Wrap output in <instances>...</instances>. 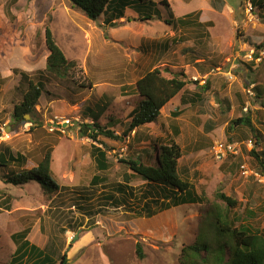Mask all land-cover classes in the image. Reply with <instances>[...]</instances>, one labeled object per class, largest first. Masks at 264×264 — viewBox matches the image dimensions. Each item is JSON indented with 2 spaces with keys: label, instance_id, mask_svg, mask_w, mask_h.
<instances>
[{
  "label": "rangeland",
  "instance_id": "1",
  "mask_svg": "<svg viewBox=\"0 0 264 264\" xmlns=\"http://www.w3.org/2000/svg\"><path fill=\"white\" fill-rule=\"evenodd\" d=\"M152 1L148 12L135 4L110 26L101 16L89 19L70 0H0V153L18 157L8 167L20 171L36 166L51 149L50 173L58 184L50 194L34 182L8 184V167H0V201L11 197L8 209L0 207V264L15 250L11 235L25 228L30 242L52 251L55 264L63 254L67 264H214L217 246L225 260L232 244L215 230L216 208L227 211L234 227L264 231V0ZM194 12L199 16L191 14L192 20L210 24L166 22L169 13L175 19ZM146 13L152 18L144 19ZM46 25L75 61L66 78L45 70ZM153 67L166 77L182 71L188 80L184 96L193 105L180 102L181 90L154 122L125 133L140 99L133 84ZM21 73L43 83L32 119L25 114L24 122L12 118L26 90ZM246 115L251 126L228 129ZM92 121L119 138L88 137L80 128ZM170 140L182 150L181 178L204 202L136 217L131 207L138 196L145 199L141 193L149 184L119 159L143 156L144 147ZM218 141L240 146L217 160ZM93 145L106 151L108 169H96ZM251 149L262 153L258 159ZM95 174L98 182H90ZM127 185L136 198L121 189ZM219 190L237 205L227 209L216 197ZM196 241L206 248L192 256L187 248Z\"/></svg>",
  "mask_w": 264,
  "mask_h": 264
},
{
  "label": "trees",
  "instance_id": "2",
  "mask_svg": "<svg viewBox=\"0 0 264 264\" xmlns=\"http://www.w3.org/2000/svg\"><path fill=\"white\" fill-rule=\"evenodd\" d=\"M72 5L80 9L89 19L96 20L100 16L103 18L104 25L114 26L116 21L125 16V12L129 7H134L135 4L140 5L142 9L152 7L155 3L152 0H70ZM165 2V1H164ZM258 4H261L258 2ZM140 9V8H137ZM157 13V11L155 10ZM191 14L199 16V12L186 14L184 17H175L169 13L168 24H176L178 26L195 25L202 28L204 25H209L210 22L201 23L197 20H192ZM144 19H150L152 16L149 13L144 14ZM116 20V21H115ZM119 21H117L118 23ZM44 43L48 50L45 60V70L57 77L66 78L69 70L75 67V61L69 60L64 54L61 47L54 39L53 33L49 26L44 27ZM21 80L26 84V90L23 92L21 101L13 108L12 118L18 122H24V115L28 114L32 119L34 107L38 102L43 89L41 81L33 82L25 73H21ZM188 80L182 71L180 73L171 74L166 77L162 74L159 67H153L146 70L133 84L136 93L139 95V101L131 112V120L127 123L126 132L132 131L134 128L154 122L160 115L161 109L165 104L176 96ZM184 91L180 96V102H189L193 105V99L186 98ZM261 94V89L257 90ZM198 93H193L197 96ZM256 95L258 93L256 92ZM196 97V98H197ZM171 114L176 115L173 111ZM232 124L228 129L238 125L251 126L249 116H240L232 120ZM81 131L85 135L96 140L97 135H102L108 138H119L113 131L105 129L96 121L91 123H82ZM260 137V136H259ZM258 135L255 136V143L259 140ZM232 142V141H230ZM155 154V159L151 155ZM143 156L120 158L119 161L125 164L133 174L143 178L149 185V189H145L143 194L144 200L131 192V188L127 186L126 192L131 193L138 201L131 207V211L136 217H151L157 212L167 210L171 207L180 204H194L204 202V197L197 194L194 186L187 180L181 178L178 170V162L182 156L180 145L175 140H170L168 143H151L142 149ZM252 157L258 159L260 154L255 153L251 149ZM91 156L94 159L95 167L99 171L108 169L110 162L107 158L106 151L98 146L93 145L91 148ZM18 160V157H13L8 151L0 153V167L6 169L9 162ZM51 149L44 152L42 159L36 166L30 169L14 170L8 167L4 174V182L12 185H24L29 182L39 184L43 191L50 194L58 188V184L53 179L50 173ZM261 172L264 171V161H259ZM12 168V167H11ZM128 179L129 176L125 175ZM101 179V178H100ZM98 175H94L90 182L97 183ZM216 197L222 200L227 209L237 205L236 199L226 195L220 190L216 192ZM10 196H6L0 201L1 208H9ZM213 211L215 230L218 236L229 237L231 246L227 249L228 255L223 260L224 248L217 246L215 253L212 254L214 264H264V231L251 230L248 226L240 225L234 227L230 220L227 211H220L218 208ZM29 228L22 229L11 235V240L16 244L15 250L11 253L10 259L4 264H55L52 251L45 248H39L36 244L30 242L26 237ZM206 248L205 244H200L197 241L188 246V254H199L200 251ZM185 252V249L183 250ZM136 252L139 258L143 257L140 245H137ZM60 264H67L65 255L59 258Z\"/></svg>",
  "mask_w": 264,
  "mask_h": 264
},
{
  "label": "built area",
  "instance_id": "3",
  "mask_svg": "<svg viewBox=\"0 0 264 264\" xmlns=\"http://www.w3.org/2000/svg\"><path fill=\"white\" fill-rule=\"evenodd\" d=\"M246 9L248 11L252 10V5L248 1ZM246 144V143H245ZM247 144L249 146L252 145V141L248 140ZM239 148L240 144L237 142H230V141H218L214 144L213 147V154L217 160H223L227 157V155L231 154L233 151L236 150V146ZM259 177V176H258Z\"/></svg>",
  "mask_w": 264,
  "mask_h": 264
},
{
  "label": "water",
  "instance_id": "4",
  "mask_svg": "<svg viewBox=\"0 0 264 264\" xmlns=\"http://www.w3.org/2000/svg\"><path fill=\"white\" fill-rule=\"evenodd\" d=\"M26 116L28 117V115H25V117H26Z\"/></svg>",
  "mask_w": 264,
  "mask_h": 264
}]
</instances>
